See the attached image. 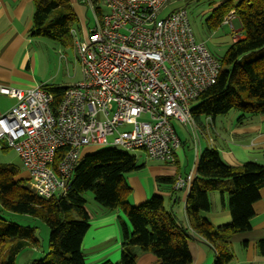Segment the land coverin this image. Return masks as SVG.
Instances as JSON below:
<instances>
[{"label":"built area","instance_id":"obj_1","mask_svg":"<svg viewBox=\"0 0 264 264\" xmlns=\"http://www.w3.org/2000/svg\"><path fill=\"white\" fill-rule=\"evenodd\" d=\"M86 1L93 12L86 41L72 31L83 81L59 103L43 85L0 89L16 100L0 115V148L18 153L31 189L45 199L70 191L85 147L143 151L174 163L182 147L172 123L178 120L197 148L193 105L221 72L220 61L197 40L188 11L170 10L171 0H102L106 14ZM234 18L232 11L224 21L234 28ZM192 182L180 177L174 189Z\"/></svg>","mask_w":264,"mask_h":264},{"label":"trees","instance_id":"obj_2","mask_svg":"<svg viewBox=\"0 0 264 264\" xmlns=\"http://www.w3.org/2000/svg\"><path fill=\"white\" fill-rule=\"evenodd\" d=\"M33 1L32 36L57 41L64 47L74 46L72 31L79 21L70 0ZM92 1L101 13V0ZM233 10L245 37L231 44L220 62L218 82L193 105L195 121L201 117L215 120L236 110L241 113L237 122L243 125L264 115V0L225 1L213 10L206 21L207 28L218 30ZM43 88L55 96L56 103L67 89L50 84ZM141 168L137 158L127 152L102 149L82 159L65 196L45 199L28 187L19 168L0 162V203L9 212L42 218L50 227V250L33 264H87L83 242L90 229V213L84 195L90 191L103 208L119 209L127 219H120V262L108 260L101 264H137L136 248L157 256L158 264H193L188 244L193 237L203 239L214 249L215 264H231L233 236L252 230L254 204L261 199L264 188V166L248 162L233 167L216 149L203 151L187 198L188 226L166 209L163 196L155 195L144 204L131 206L132 189L126 174ZM158 182L175 183L168 177L158 178ZM225 182L232 183L228 192L232 222L215 227L204 214L212 209L210 194L221 190ZM38 245L34 228L0 217V264H16L23 249ZM259 250L264 256V239L259 242Z\"/></svg>","mask_w":264,"mask_h":264},{"label":"crops","instance_id":"obj_3","mask_svg":"<svg viewBox=\"0 0 264 264\" xmlns=\"http://www.w3.org/2000/svg\"><path fill=\"white\" fill-rule=\"evenodd\" d=\"M213 1H220L216 5L218 8L228 0ZM70 3L78 16V20L81 21L80 25L83 28L87 26L89 29L93 17L87 20L90 10L88 1L70 0ZM170 6L171 4L169 9ZM34 13L33 0H0V89L8 87L29 90L48 84L61 87L56 83L43 82L44 78L39 74V58L41 52L49 48V43L47 38L32 36ZM223 24L229 25L225 21ZM233 27L231 44L236 42L238 38L243 39L245 37L241 25L238 29L235 28L234 24ZM73 31L78 33L77 29ZM3 97L8 98L9 106L6 110L0 108V115L8 112L16 103L15 99L0 92V100ZM217 120L218 118L212 119L210 122L207 117H201L199 121H196L199 137L197 148L192 145L189 129H187L188 137L181 136L176 129L182 140V147L175 153L174 163L157 161L159 164L149 167L151 169L147 167L137 173L126 175L128 185L132 189L129 203L139 206L148 202L155 195L163 196L166 209L173 212L182 223L188 226L187 198L192 185L189 186V189L176 191L173 184H159L158 178L168 177L175 182L180 177L192 176L194 182L197 177L199 158L207 148L216 149L222 159L233 167H240L248 162H255L264 166V115L251 118L243 125L237 121L225 122V120H221L218 123ZM190 150H194L195 157L193 169L188 172L186 167L190 164L191 156L188 153ZM21 176L23 175L21 174ZM28 179L29 176L27 175L26 180ZM231 188L232 183L225 182L221 190L210 194L212 209L204 216L215 227L232 222L228 193ZM260 194L261 199L254 204L256 216L252 220V230L247 235L243 233L240 235L239 233L232 238V246L234 243H244L248 247L245 251L244 260L240 264H264V256L258 249V243L264 239V188ZM89 213L90 229L83 242L86 263L101 264L108 260L114 263L120 262L123 249L120 219L126 221L124 214L119 209L108 210L105 208L95 212L89 211ZM188 244L193 264H215L216 253L203 239L193 237ZM251 250L253 252L249 253ZM136 252L138 255L137 264L159 263L157 256L152 253L141 252L139 248H136Z\"/></svg>","mask_w":264,"mask_h":264},{"label":"rangeland","instance_id":"obj_4","mask_svg":"<svg viewBox=\"0 0 264 264\" xmlns=\"http://www.w3.org/2000/svg\"><path fill=\"white\" fill-rule=\"evenodd\" d=\"M220 1L213 0H171L170 10H187L189 14V19L195 33V36L199 42H205L208 46L211 53L217 58L220 62L223 60L224 55L228 51L231 46V37H233V30L230 27V24H223L217 31H211L207 28L206 21L211 16L216 5L219 4ZM89 5V4H88ZM100 10L103 11L104 14L107 13V8L103 4L102 0L100 3ZM90 8V7H89ZM234 11V10H233ZM232 12V11H231ZM93 17V12L91 9L88 11L87 20ZM236 17V13H235ZM235 19V18H234ZM79 23L76 26L78 30L79 38L82 41H86L88 37V29L87 26L85 28ZM233 24L235 28L238 29L240 26V21L238 18L233 20ZM92 24H90L91 26ZM89 27V24H88ZM237 40H240L239 38ZM49 43V48L45 49V51L41 52L39 63L40 69L39 74L43 77V82H51L60 85L61 87H70L73 86L84 79V65L76 52L75 46L64 47L57 41L47 39ZM221 41V42H220ZM72 84V85H71ZM195 102L194 104H196ZM9 106V100L7 97H3L0 100V108L5 110ZM241 113L234 110L230 112L228 115L219 116L218 123L222 120L225 122H236ZM195 120V119H194ZM175 128L178 130L179 134L183 137L187 136V128L184 127L178 120L172 121ZM188 137V136H187ZM191 137V135H190ZM192 145L194 147V141L191 137ZM102 149H106V147H98V146H90L85 147L82 151L83 157L88 156L90 154H94ZM123 152H127L132 156L137 158V162L142 166L140 170L133 171L129 174L137 173L145 168L152 167L153 165H158L157 161L150 160L143 151H125L122 148H118ZM191 156L190 164L186 167L188 172L193 169L194 166V150H190L188 152ZM0 162L3 164H11L15 165L21 171V174L25 177L28 175L23 167V163L18 153L14 149H2L0 148ZM151 169V168H149ZM22 176V177H23ZM23 177V178H24ZM28 187L31 188V182L26 180ZM85 198L87 200V209L91 212H95L103 207L98 204L95 200V196L93 192L85 193ZM168 205V203H166ZM134 206V205H131ZM97 208V209H96ZM0 217L3 219L16 223L23 227H31L36 231V237L39 240L38 247H28L23 249L16 258V264H33L35 261L41 260L46 253L50 250V236L51 229L48 224L42 218L32 217L28 215H21L9 212L4 209V207L0 203ZM76 218L75 215H73ZM125 217V216H124ZM126 219V217H125ZM127 221V219H126ZM250 232H245L243 234L247 235ZM241 235V234H240ZM242 237V236H241ZM244 241V239H242ZM248 247L245 246L244 243H234L232 252L234 255V262L231 264H240L243 262L245 257V251ZM259 249V243H258ZM251 250L249 253H252ZM217 260V258H216ZM216 263V262H215Z\"/></svg>","mask_w":264,"mask_h":264}]
</instances>
